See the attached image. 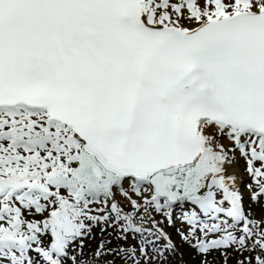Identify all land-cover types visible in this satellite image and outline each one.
I'll return each instance as SVG.
<instances>
[{
    "label": "snow or ice",
    "instance_id": "snow-or-ice-1",
    "mask_svg": "<svg viewBox=\"0 0 264 264\" xmlns=\"http://www.w3.org/2000/svg\"><path fill=\"white\" fill-rule=\"evenodd\" d=\"M0 264H264V0H0Z\"/></svg>",
    "mask_w": 264,
    "mask_h": 264
}]
</instances>
